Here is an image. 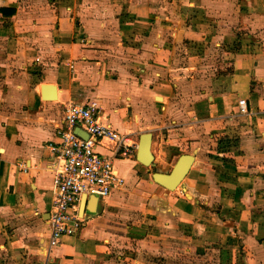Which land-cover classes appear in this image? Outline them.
Segmentation results:
<instances>
[{"label":"crops","instance_id":"0c3cea01","mask_svg":"<svg viewBox=\"0 0 264 264\" xmlns=\"http://www.w3.org/2000/svg\"><path fill=\"white\" fill-rule=\"evenodd\" d=\"M90 100L129 136L125 185L82 195L83 228L47 254L49 145ZM186 154L181 186L155 183ZM192 262L264 264V0H0V264Z\"/></svg>","mask_w":264,"mask_h":264},{"label":"built area","instance_id":"2783aa9c","mask_svg":"<svg viewBox=\"0 0 264 264\" xmlns=\"http://www.w3.org/2000/svg\"><path fill=\"white\" fill-rule=\"evenodd\" d=\"M239 112L250 116L254 110L246 100H241ZM105 117L96 100L84 104L69 102L64 106L63 127L58 131L60 143L49 145L54 156L55 189L47 254L58 247L64 237L74 236L83 228L84 219L79 215L78 205L82 195L106 199L113 190L125 185L114 162L133 153L129 136L115 131ZM76 128L87 132L89 138L76 134ZM105 140L114 143L111 155L99 152Z\"/></svg>","mask_w":264,"mask_h":264},{"label":"water","instance_id":"95a60500","mask_svg":"<svg viewBox=\"0 0 264 264\" xmlns=\"http://www.w3.org/2000/svg\"><path fill=\"white\" fill-rule=\"evenodd\" d=\"M46 88L53 86L47 85ZM76 134H78L83 139H88L89 134L83 131L80 128L75 129ZM152 142H153V133L146 132L142 135L139 145L138 160L144 166H152L154 163V155L152 153ZM195 164V157L193 155H182L173 169L169 173L156 172L153 174V179L155 183L160 186L168 189L169 191L176 190L179 186L182 185L184 179L190 172L191 168ZM86 199L88 195H86ZM85 211V208L83 209Z\"/></svg>","mask_w":264,"mask_h":264},{"label":"rangeland","instance_id":"374dc122","mask_svg":"<svg viewBox=\"0 0 264 264\" xmlns=\"http://www.w3.org/2000/svg\"><path fill=\"white\" fill-rule=\"evenodd\" d=\"M181 249L180 250H176V252L172 255V259H175V258H177V257H179V256H181ZM177 256V257H176ZM190 264H199L198 262L197 263H194V262H192V263H190Z\"/></svg>","mask_w":264,"mask_h":264},{"label":"bare ground","instance_id":"6f19581e","mask_svg":"<svg viewBox=\"0 0 264 264\" xmlns=\"http://www.w3.org/2000/svg\"><path fill=\"white\" fill-rule=\"evenodd\" d=\"M51 89V88H50Z\"/></svg>","mask_w":264,"mask_h":264}]
</instances>
